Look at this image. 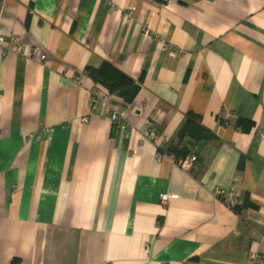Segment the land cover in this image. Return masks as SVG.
I'll return each instance as SVG.
<instances>
[{"label": "crops", "instance_id": "obj_1", "mask_svg": "<svg viewBox=\"0 0 264 264\" xmlns=\"http://www.w3.org/2000/svg\"><path fill=\"white\" fill-rule=\"evenodd\" d=\"M1 33L0 264H264V0H5ZM187 114L193 164L155 160Z\"/></svg>", "mask_w": 264, "mask_h": 264}, {"label": "trees", "instance_id": "obj_2", "mask_svg": "<svg viewBox=\"0 0 264 264\" xmlns=\"http://www.w3.org/2000/svg\"><path fill=\"white\" fill-rule=\"evenodd\" d=\"M85 71L91 79L105 87L108 93L116 94L125 103L129 102L138 91L139 85L137 82L106 61H103L98 68L87 66ZM236 124L243 130H246L251 125V122L247 119H238ZM175 137L176 144H179L180 148H182L181 150L179 149L180 152H177V145L167 148L161 147V149L166 153L174 155L176 158H181L187 155L185 144L187 140L198 142L211 138V135L201 126L197 116L187 114L178 128ZM242 206L244 207L245 205ZM232 209L236 211V206H233Z\"/></svg>", "mask_w": 264, "mask_h": 264}, {"label": "built area", "instance_id": "obj_3", "mask_svg": "<svg viewBox=\"0 0 264 264\" xmlns=\"http://www.w3.org/2000/svg\"><path fill=\"white\" fill-rule=\"evenodd\" d=\"M164 3L169 2L170 0H161ZM5 5V0H0V54H3L6 50V47L3 45V35L1 33V17L3 14V8ZM13 38V42H14ZM12 50L17 51L18 48L15 44L11 47ZM41 59H44V55H40ZM89 102L90 104H100L101 106L105 107V110L107 111L108 117L111 120V122L117 126L123 125L124 122V114L123 111L115 104H113L111 101L108 100L107 95L104 93L99 92L98 90L92 89L90 91V97H89ZM223 117H227L226 112H221ZM53 130L50 128L48 130V134L52 133ZM151 138H154V133L153 131L150 132ZM259 136L261 139L264 140V133L259 132ZM163 156H168L169 158L173 159L176 161L177 164L189 168L193 162L195 161L196 157L194 154H188L184 157L175 159V157L172 154L166 153L164 150L161 149L160 145H157L155 148V160H160ZM214 195L215 197L227 202V204L232 205L233 200H232V192L231 191H225V190H220V189H215L214 190ZM167 195L161 194L159 196V201L161 203H164L166 201ZM145 252H148V248H144ZM260 257L259 252L257 249L251 250L250 255H249V264H257L258 259Z\"/></svg>", "mask_w": 264, "mask_h": 264}, {"label": "water", "instance_id": "obj_4", "mask_svg": "<svg viewBox=\"0 0 264 264\" xmlns=\"http://www.w3.org/2000/svg\"><path fill=\"white\" fill-rule=\"evenodd\" d=\"M187 144L190 146V147H192L193 146V143L192 142H190V141H187ZM201 146V143H199L198 145H197V147L195 148V152H197L198 151V149H199V147Z\"/></svg>", "mask_w": 264, "mask_h": 264}]
</instances>
